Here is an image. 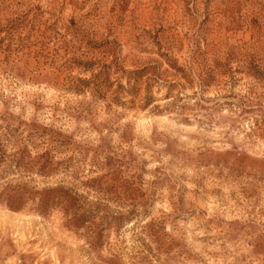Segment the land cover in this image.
<instances>
[{"label": "rangeland", "instance_id": "rangeland-1", "mask_svg": "<svg viewBox=\"0 0 264 264\" xmlns=\"http://www.w3.org/2000/svg\"><path fill=\"white\" fill-rule=\"evenodd\" d=\"M0 264H264V0H0Z\"/></svg>", "mask_w": 264, "mask_h": 264}]
</instances>
